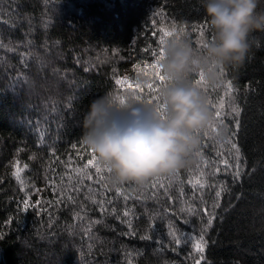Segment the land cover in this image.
I'll list each match as a JSON object with an SVG mask.
<instances>
[{"label":"trees","instance_id":"1","mask_svg":"<svg viewBox=\"0 0 264 264\" xmlns=\"http://www.w3.org/2000/svg\"><path fill=\"white\" fill-rule=\"evenodd\" d=\"M0 18V264H193L168 225L198 237L208 214L211 264H264V32L215 85L192 75L212 119L179 175L113 184L107 170L97 178V158L84 167L95 154L81 141L82 117L102 96L162 111L167 82L144 65L158 66L162 28L174 32L165 41L182 36L202 54L214 33L201 0H0ZM125 76L138 87L115 84ZM17 77L24 86L13 91Z\"/></svg>","mask_w":264,"mask_h":264},{"label":"clouds","instance_id":"2","mask_svg":"<svg viewBox=\"0 0 264 264\" xmlns=\"http://www.w3.org/2000/svg\"><path fill=\"white\" fill-rule=\"evenodd\" d=\"M214 35L202 54L193 53L182 36L163 45L158 68L167 86L159 90L162 111L151 105L109 96L88 105L80 126L81 141L95 154L113 184L142 185L160 175L185 167L197 150L199 131L208 126L212 114L206 98L193 85L194 73L205 83L218 82L219 70L243 63L253 47L250 37L264 32V9L260 0H201Z\"/></svg>","mask_w":264,"mask_h":264},{"label":"snow or ice","instance_id":"3","mask_svg":"<svg viewBox=\"0 0 264 264\" xmlns=\"http://www.w3.org/2000/svg\"><path fill=\"white\" fill-rule=\"evenodd\" d=\"M0 22H3L2 18H0ZM160 33H162V37L160 39V45L162 46L164 43H165V37H169L171 35L174 34V32H170V31H167L165 29H160L159 30ZM206 45V43L204 45H202V47H204ZM151 55L152 57H156L157 56V52L155 49L151 50ZM163 48L160 47V50L158 52V57H159V60H161L163 58ZM134 67H136L134 65ZM145 68H154L155 69V74L157 76V78L161 81V82H165L164 80V77L160 74V71H159V68L157 66V64L155 63V61H153L152 64H148L147 62L145 63L144 65ZM85 71H89V68H85ZM223 68L220 69L219 71V75L223 76ZM200 80L197 81L198 84H202L204 83L203 82V74L200 73ZM115 84L120 86V87H127L128 89H134V88H137L138 85H136L132 80H130L127 76L123 77V78H116L115 79ZM19 86L21 88H23V83L20 81V78L17 77V80L10 86L12 88L13 91H15L16 87ZM152 85H149V88H151ZM31 91V89H30ZM126 100L125 99H120L119 100V103L123 104L125 103ZM69 105H71V100H69ZM68 111H72L71 107L68 108ZM59 113V108H54V113L53 114H58ZM215 117L217 120H219L220 118V113L219 112H216L215 114ZM41 121H37V124L36 125H32L31 122L30 123V126H34V127H38L39 126V123ZM42 122L47 124L48 123V115L47 113L45 114V116L42 118ZM211 126V122H210V125ZM239 127H240V122L239 120L236 121V128L237 130H239ZM50 131V129H49ZM199 134V132L197 133ZM46 137L44 136L43 133H41V139H45ZM75 147V146H74ZM232 148L236 150L237 152V165H236V170H235V176L234 178L235 179H240L241 176H242V172H241V169H240V155H239V148L237 146L236 143H232ZM96 157L93 155L92 157V160L89 161V164L85 165L84 167L88 168V167H92L94 166V161H95ZM11 167L13 169H15V171L13 172V176H15L17 179H19V172H20V168H19V162L16 161L14 162ZM25 167H27V165H25ZM106 170L105 168H102L100 166H96V171H97V174H98V179L99 180H102L103 179V176L100 175V173L102 171ZM173 175H179L178 172H174ZM89 179H91L92 177L89 176L88 177ZM161 187H163V184L161 183L160 184ZM201 187H203V185H200ZM73 190H76L75 187L73 186ZM119 191V189H118ZM61 195V198L63 199V196H64V193H63V190L61 191L60 193ZM221 195V192H217L216 193V196L219 197ZM67 200L69 202H74V198L71 196V195H68L67 197ZM60 202V201H58ZM218 206V205H217ZM29 208V201L27 199H25L23 201V208H22V211H26L28 210ZM125 216L128 215L127 212L124 213ZM209 215V218L207 220V223L204 224L202 230H201V233L200 235L197 237V236H193V235H190V234H187V233H183L181 232L179 229L176 228V226L174 224H172L171 222H169V225H168V233H167V236L169 238V243H174L177 247L176 249H174L175 251H179L181 246H183L184 248H187L189 245H191V248H192V251L189 253L188 257H186V259H191L193 261V264H201V262L203 261L204 264H211L210 261H208L207 259V255H206V251L207 249L209 248L210 246V243H215L214 241H209L206 237H207V232L208 230L213 226V223H214V220L216 219V217L212 214H208ZM51 219V217H50ZM129 227H131V225H129ZM150 237L148 236H144L142 237V239H149ZM0 239H3V236L0 235ZM161 239H163V236H161Z\"/></svg>","mask_w":264,"mask_h":264}]
</instances>
